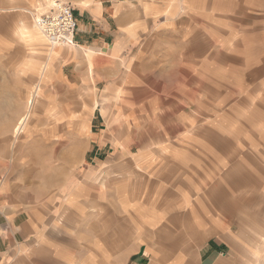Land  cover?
Wrapping results in <instances>:
<instances>
[{
	"label": "rangeland",
	"instance_id": "374dc122",
	"mask_svg": "<svg viewBox=\"0 0 264 264\" xmlns=\"http://www.w3.org/2000/svg\"><path fill=\"white\" fill-rule=\"evenodd\" d=\"M152 1H179L194 7L199 13L200 42L208 38L211 50L203 67L212 80L206 74L199 92V167L184 168L181 184L168 185L165 217L152 228L147 224V35L146 39L144 34L137 36L131 56L121 58L118 72L98 82L95 67L88 70L84 63L73 62L75 45L53 47L39 34L34 12L44 0L24 8L16 7V0L0 4V93L6 91L5 82L22 83L23 95L28 93L42 65L33 69L26 61L38 59L43 50L70 90L76 85L86 87L77 98L87 94L88 129L78 157L65 165L63 156L72 137L66 128L67 141L58 160L49 163L44 152L30 151L36 148L34 140L24 143L21 152L15 150L17 138L12 134L4 142L0 116V188L4 186L0 206L9 203L16 211L34 215L41 231H85L90 226L80 220L99 218V228L109 232L116 228L111 224L116 220L125 242L119 264H166L164 260L176 264L177 257H184L183 264H198L203 245L215 239L218 244H236L241 264H264V0ZM23 23L34 26L31 39H22L18 32ZM21 67L22 79L16 75ZM164 79L166 94L175 96L176 73L168 72ZM68 94L60 98L72 97ZM41 115L44 119V112ZM192 123L196 126L197 121ZM174 124L168 121V126ZM36 125L41 127L42 122ZM182 139L168 137V145L191 146L190 137ZM3 148L5 158H1ZM22 155L27 161L34 156L35 163L21 165L16 160ZM184 155L188 164L191 151ZM102 166H109L110 173L103 172ZM112 171H120L118 178ZM195 208L200 240L186 244L195 233L191 231L197 220L192 216ZM95 211L98 218L92 217ZM147 229L162 230L167 244H147ZM133 230L134 239L128 236ZM135 251L145 259L131 256Z\"/></svg>",
	"mask_w": 264,
	"mask_h": 264
},
{
	"label": "crops",
	"instance_id": "0c3cea01",
	"mask_svg": "<svg viewBox=\"0 0 264 264\" xmlns=\"http://www.w3.org/2000/svg\"><path fill=\"white\" fill-rule=\"evenodd\" d=\"M8 1L0 0V4H7ZM36 1L16 0L15 6L29 7ZM65 1L73 5L79 24L73 62L84 63L88 70L91 65L95 67L100 78L98 82L106 81L110 73L118 72L121 58L128 59L131 56L130 51L135 47L137 36L144 34L146 39L147 35V224L152 228L165 217L168 185L181 184L184 168H193L194 165L199 167V92L201 84L205 83L206 74L212 80L211 73H206L203 67L205 62L210 61L211 50L206 44L208 38L200 42L197 29L199 13L194 7L179 1ZM193 24L196 27L190 28ZM34 30V26L23 23L18 32L22 39L27 40L31 39ZM39 52L38 59L26 61L33 69L42 65L37 74L38 81L28 93L23 95V85L18 82L15 85L5 82L2 87L6 89L0 93V116L5 124L2 136L5 137L4 142L11 134L17 138L15 150L20 152L24 143L34 140L35 151H30L44 152L47 161L54 163L58 160L60 147L67 141L64 133L67 128L72 131V137L67 141L69 148L63 156V162L68 165L73 158L78 157L81 140L88 129L84 109L87 94L77 98L78 94L86 93L87 89L84 85H76L70 90L61 75L56 74L55 62L51 64V58L45 57L43 50ZM21 70L22 67L16 74L20 79ZM168 72H175L179 83L175 96L166 94L168 86L164 78ZM161 82L164 84L161 85ZM64 94L72 97L60 98ZM42 112L45 114L44 119ZM21 121L25 124L17 131ZM168 121H176V124L168 126ZM195 121L196 126L192 123ZM37 122H42L41 127H35ZM175 136L183 138L182 141H185L184 137H190L191 146H177L175 143L168 145V137ZM188 151H191V160L186 157L190 160L187 164L184 154ZM1 152V158H5L7 149L3 148ZM23 156L16 160L21 165L35 163L34 156H30L31 160L28 161ZM108 167L102 166L101 169L107 174L110 173ZM89 171V174H93V171ZM112 173L114 178H118L120 171ZM2 191L4 186L0 188ZM8 205L3 208L0 206L3 213L0 216V264H119L120 247L125 242L120 239L116 220L111 223L116 228L105 232L99 228L102 222L95 211L92 217L98 220H80L90 226L89 230L55 231L49 228V231H41L43 228L33 219L34 215L16 211ZM192 212V216L197 219L193 221L191 230L195 233L186 244H199L198 209ZM183 218L185 225L188 223L185 214ZM158 231L147 229V244H167V235L162 230ZM128 236L134 239L136 232L133 230ZM216 241L210 240L203 245L198 264H241L242 257L236 256L234 251L236 244H218ZM131 256L139 261L145 259L139 251L133 252ZM184 261V257L175 259L176 264H183Z\"/></svg>",
	"mask_w": 264,
	"mask_h": 264
},
{
	"label": "built area",
	"instance_id": "2783aa9c",
	"mask_svg": "<svg viewBox=\"0 0 264 264\" xmlns=\"http://www.w3.org/2000/svg\"><path fill=\"white\" fill-rule=\"evenodd\" d=\"M35 24L53 46H73L78 31V20L72 4L65 0H44L34 12ZM0 208V216H2Z\"/></svg>",
	"mask_w": 264,
	"mask_h": 264
},
{
	"label": "bare ground",
	"instance_id": "6f19581e",
	"mask_svg": "<svg viewBox=\"0 0 264 264\" xmlns=\"http://www.w3.org/2000/svg\"><path fill=\"white\" fill-rule=\"evenodd\" d=\"M36 28H37L39 34L41 35V37L44 38L45 40H47V39L45 38L43 32L37 27V25H36ZM23 124H25L24 121L19 122V124H18V126H17V131H20V130H21ZM38 141H39V140H38Z\"/></svg>",
	"mask_w": 264,
	"mask_h": 264
}]
</instances>
